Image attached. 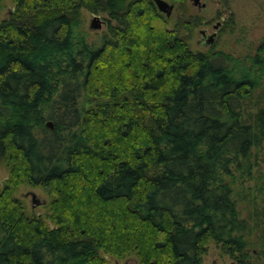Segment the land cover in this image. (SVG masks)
<instances>
[{
	"label": "trees",
	"instance_id": "obj_1",
	"mask_svg": "<svg viewBox=\"0 0 264 264\" xmlns=\"http://www.w3.org/2000/svg\"><path fill=\"white\" fill-rule=\"evenodd\" d=\"M166 1L187 16L173 29L151 0H10L0 264H201L209 244L264 264V38L242 57L193 52L200 18ZM81 11L102 16L96 45ZM21 186L45 193L49 224Z\"/></svg>",
	"mask_w": 264,
	"mask_h": 264
},
{
	"label": "rangeland",
	"instance_id": "obj_2",
	"mask_svg": "<svg viewBox=\"0 0 264 264\" xmlns=\"http://www.w3.org/2000/svg\"><path fill=\"white\" fill-rule=\"evenodd\" d=\"M0 3L2 5L0 18L4 19L10 13L13 5L10 0H0ZM185 5L188 8V16L194 15L200 18V23L187 36L188 46L193 52H206L211 47L213 50L221 51L232 57H242L246 54H252L255 46L264 38V0H198L197 5H192L190 0H185ZM81 15L87 41L96 45L105 31L102 16H97L99 27L94 29L90 28L91 24H97V22L92 23L93 15L85 11H81ZM229 15H232L233 18L232 31H229L228 25L225 26V29L223 28L224 21ZM179 16L187 18V16H183L180 8L173 4L167 20V28L173 29V23ZM213 26H216L215 29H212ZM199 30H206L207 34L214 32V40L211 46L202 47L196 44L200 38ZM179 32L181 35L185 34L184 31ZM5 178L6 172L0 167V187ZM30 193L34 194L39 205L32 206ZM14 196L22 201L27 212L41 217L49 224L46 220L48 198L39 188L21 186L17 188ZM105 259L106 264H136L132 258L115 260L112 257H107ZM201 264L235 263L221 255L215 246L209 244Z\"/></svg>",
	"mask_w": 264,
	"mask_h": 264
},
{
	"label": "water",
	"instance_id": "obj_3",
	"mask_svg": "<svg viewBox=\"0 0 264 264\" xmlns=\"http://www.w3.org/2000/svg\"><path fill=\"white\" fill-rule=\"evenodd\" d=\"M190 1H191L192 5L198 4V0H190ZM151 2L154 4L157 12L162 14L164 17L169 16V14L172 10V4L171 3H168L165 0H151ZM200 7H202V5H200ZM93 22H97V24H91L90 27L97 29L99 27V21H98V18L96 16H93L92 23ZM215 27L216 26H213L212 29H215ZM198 34L200 35V38L196 42L197 45L202 46V47H209L212 45L213 40H214V35H215L214 32L207 34L205 32V30H199ZM46 126L51 128V125L49 122H46ZM30 201H31L33 207L36 205H39V202L35 198L33 193H30Z\"/></svg>",
	"mask_w": 264,
	"mask_h": 264
},
{
	"label": "flooded vegetation",
	"instance_id": "obj_4",
	"mask_svg": "<svg viewBox=\"0 0 264 264\" xmlns=\"http://www.w3.org/2000/svg\"><path fill=\"white\" fill-rule=\"evenodd\" d=\"M205 32H206V30H205ZM207 33V32H206Z\"/></svg>",
	"mask_w": 264,
	"mask_h": 264
}]
</instances>
